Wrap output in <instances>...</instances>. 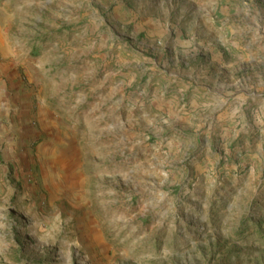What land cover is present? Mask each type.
I'll use <instances>...</instances> for the list:
<instances>
[{
  "label": "rangeland",
  "instance_id": "1",
  "mask_svg": "<svg viewBox=\"0 0 264 264\" xmlns=\"http://www.w3.org/2000/svg\"><path fill=\"white\" fill-rule=\"evenodd\" d=\"M1 95L0 264H264V0H0Z\"/></svg>",
  "mask_w": 264,
  "mask_h": 264
},
{
  "label": "crops",
  "instance_id": "2",
  "mask_svg": "<svg viewBox=\"0 0 264 264\" xmlns=\"http://www.w3.org/2000/svg\"><path fill=\"white\" fill-rule=\"evenodd\" d=\"M209 67H212L213 71L215 70V72L218 71L217 75H215V74L210 75V77L214 76L215 78H217V80L215 82L213 80H211V84H207L205 86L209 90H211V93L218 94L217 95L218 97H220V96L223 97L224 94L219 92L218 87H220V86L224 87L223 83H221L220 80L222 78H225V74L227 72L226 66L224 65L222 60H217V63L216 62L210 63ZM213 99H215V103L209 102V103L204 104V106L207 108V110H209V114L205 115V118L212 119V120L222 119L223 116H226L230 113L231 108L227 109L225 104H219L218 101L216 100V98H213ZM4 101H5V98L2 96V100H0V104ZM0 137H1V134H0ZM7 151H9V150H7ZM12 152H10L8 154V158H12V157L15 158L16 157L15 154L12 155ZM2 161H3V156L1 155V152H0V168L4 167V165H6V166L9 165V163L12 162L9 160H7V161L5 160L3 163Z\"/></svg>",
  "mask_w": 264,
  "mask_h": 264
}]
</instances>
